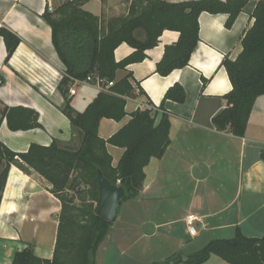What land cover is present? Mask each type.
<instances>
[{"label":"crops","instance_id":"crops-1","mask_svg":"<svg viewBox=\"0 0 264 264\" xmlns=\"http://www.w3.org/2000/svg\"><path fill=\"white\" fill-rule=\"evenodd\" d=\"M68 1L98 17L104 34L128 16L133 0H0V27L20 38L7 62V46L0 35V108L33 109L42 124L14 131L4 119L0 142L14 152H26L34 143L50 146L56 141L73 151L82 144L81 129L62 111L65 97L59 83L65 65L55 48L52 27L43 18L47 8L61 17L56 10ZM256 5L257 0H250L231 28L226 27L228 14L202 12L199 42L183 68L168 75L157 71L165 55L171 62L179 53L180 32L165 29L157 44L145 50L143 60L117 70L113 84L129 77L135 95L124 97L127 115L121 121H100L99 136L108 140L134 111L152 108L156 124L169 115L171 142L163 157H153L146 165L140 194L122 203L98 249L96 264L161 263L178 254L190 255L212 239L233 238L239 231L264 236V95L257 97L243 137L219 131L213 123L232 90L222 61L226 56L234 60L242 52L241 39L254 24ZM135 35L146 38L143 29L135 30ZM135 51L123 42L115 49V60ZM175 84L185 90L184 102L166 98ZM72 87L76 92L71 95L69 89L71 105L78 112H84L103 90L96 78L75 80ZM107 149L116 167L126 149L110 143ZM50 188L34 169L28 174L11 166L0 203V264H13L15 254L28 245L40 258H53L62 204ZM189 216L195 218V235L188 229ZM202 264L230 263L212 255Z\"/></svg>","mask_w":264,"mask_h":264},{"label":"trees","instance_id":"trees-1","mask_svg":"<svg viewBox=\"0 0 264 264\" xmlns=\"http://www.w3.org/2000/svg\"><path fill=\"white\" fill-rule=\"evenodd\" d=\"M249 1L190 0L172 3L133 0L128 16L104 34L100 30L99 18L82 10L74 1L65 2L56 10L62 14L61 17H55L46 9L43 18L52 27L55 48L65 65L59 83V90L65 97L62 111L74 127L81 129L83 141L75 151L62 148L54 141L50 146L34 143L26 152H14L0 142V203L9 170L16 165L28 174L34 169L47 179L51 192L62 204L53 258H40L33 246L28 245L15 254L13 264H96L98 249L113 224L96 213L98 170L125 188L127 196L123 202L136 198L144 185L146 165L153 157H163L171 142L169 115L164 114L161 122L156 124L152 108L134 111L131 120L111 138H101L98 134L100 121L103 118L121 121L127 115L124 97H132L136 91L129 77L108 88L106 82L115 81L118 69L143 60L145 50L157 44L165 29L180 32L176 45L179 53L171 62L166 61L165 55L157 71L168 75L176 68L187 66L199 42V15L204 11L226 13V27L231 28ZM252 17L254 24L241 39L242 52L234 60L226 56L222 61L232 90L225 95L226 107L213 119L217 130L229 131L239 137L246 133L257 97L264 95V0H257ZM137 29L145 31L144 40L135 35ZM0 35L7 46L8 62L20 38L5 27H0ZM123 42L135 47L136 51L116 61L115 49ZM89 76L100 79L103 90L84 112H78L71 105L69 89L75 80H85ZM203 82L205 85L207 79ZM140 92L144 93L141 88ZM166 98L184 102L186 93L181 85L175 84L167 91ZM4 119L14 131L42 127L39 113L23 106L0 108V126ZM108 143L126 149L116 167L112 164ZM70 191L79 195L80 205L75 203V196L70 195ZM212 255L230 264H264V236L249 237L239 231L233 238L212 239L190 255L178 254L154 264H202Z\"/></svg>","mask_w":264,"mask_h":264},{"label":"water","instance_id":"water-1","mask_svg":"<svg viewBox=\"0 0 264 264\" xmlns=\"http://www.w3.org/2000/svg\"><path fill=\"white\" fill-rule=\"evenodd\" d=\"M99 200L97 215L108 222H115L118 209L127 196V192L120 184H115L105 177L101 169L98 170Z\"/></svg>","mask_w":264,"mask_h":264},{"label":"built area","instance_id":"built-area-1","mask_svg":"<svg viewBox=\"0 0 264 264\" xmlns=\"http://www.w3.org/2000/svg\"><path fill=\"white\" fill-rule=\"evenodd\" d=\"M87 81H92L93 80V77L92 76H89L87 79ZM99 84L103 87L102 83H101V80L100 79H96ZM78 82V81H77ZM107 86L109 85H112L113 82H106ZM76 90L74 87L70 88V94L73 95L75 94ZM194 221H195V218L194 216H189L188 219H187V223H188V229H189V232L192 234V235H195L197 233V230L195 228V225H194Z\"/></svg>","mask_w":264,"mask_h":264},{"label":"rangeland","instance_id":"rangeland-1","mask_svg":"<svg viewBox=\"0 0 264 264\" xmlns=\"http://www.w3.org/2000/svg\"><path fill=\"white\" fill-rule=\"evenodd\" d=\"M86 188H87V187H86ZM69 194L75 196V203H76L77 205H80V204H81V199H80L79 195H77L74 191H70Z\"/></svg>","mask_w":264,"mask_h":264}]
</instances>
